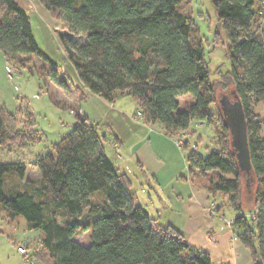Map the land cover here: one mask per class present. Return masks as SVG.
Here are the masks:
<instances>
[{"label": "trees", "instance_id": "trees-1", "mask_svg": "<svg viewBox=\"0 0 264 264\" xmlns=\"http://www.w3.org/2000/svg\"><path fill=\"white\" fill-rule=\"evenodd\" d=\"M38 1L61 22L59 42L82 88L110 104L129 97L135 119L169 137L186 133L195 120L214 129L217 149L206 157L189 151V173L206 177L211 216L235 212L228 225L253 264H264V116L257 112L264 104V0H211L230 57V69L218 68L215 80L199 29L178 10L186 0ZM0 51L19 71L30 67L31 56L50 62L29 14L13 0H0ZM44 76L57 81L59 74L53 68ZM187 95L192 102L181 108L179 98ZM227 101L243 113L250 175L232 146ZM18 115L0 102V147L40 139L33 115L31 123ZM106 143L88 117L76 115L72 131L30 164H0V212L44 234L33 257L42 264H213L136 203L132 181L111 163ZM84 233L88 245L78 241Z\"/></svg>", "mask_w": 264, "mask_h": 264}, {"label": "rangeland", "instance_id": "rangeland-1", "mask_svg": "<svg viewBox=\"0 0 264 264\" xmlns=\"http://www.w3.org/2000/svg\"><path fill=\"white\" fill-rule=\"evenodd\" d=\"M178 10L190 16L199 29L206 57L209 60L210 69L213 71L211 79L215 80L218 78L215 74L218 68L224 72L230 69V57L229 38L225 28L218 21L211 0H186ZM44 32L46 34L39 35L38 38L41 42L42 53L48 57L50 62L38 56H31L26 58L29 59L27 66L30 67L22 68L19 71L7 64L5 56L0 51V55L7 65L5 74L0 73V102L10 112L18 113L19 118L23 121L28 120L31 123L30 114H32L34 128L40 137L35 145L28 143L0 147V164L10 162L30 164L36 156L48 152L54 144L72 131L76 124V115L88 117L91 123L96 125L99 133L111 140L116 131L122 130L125 125L120 121L121 117L120 113H117V108L91 94L85 87L82 88L74 66L54 33ZM78 41L81 43L83 39L80 38ZM53 68L59 74L57 81L44 76ZM9 73H12L14 77L12 81L8 78ZM78 86H81L82 90ZM16 87L18 91L15 89ZM118 100L127 101L126 103L131 102L130 98L120 97ZM188 101V98L183 97L181 108L188 106ZM214 109V106L209 108L210 111H214ZM257 112L264 116V104L258 105ZM197 123V120L192 122L191 131L194 130ZM215 133L213 128L205 125V128L200 132L189 133L187 141L202 157H206L211 151L217 149ZM199 135H203L204 139H199ZM106 148L111 160L110 144H107ZM28 170V175L34 179L39 177L38 173L30 166ZM243 210L245 214L250 212L247 204L244 205ZM227 212L235 215L233 210L227 209ZM43 236L41 231L29 230L23 217L17 218L13 224H9L0 217V264H42L32 254L40 246ZM90 237L89 233H84L78 237V241L88 245ZM19 246L26 248L27 255L24 256L18 252Z\"/></svg>", "mask_w": 264, "mask_h": 264}, {"label": "crops", "instance_id": "crops-1", "mask_svg": "<svg viewBox=\"0 0 264 264\" xmlns=\"http://www.w3.org/2000/svg\"><path fill=\"white\" fill-rule=\"evenodd\" d=\"M13 1L29 14L41 51L38 37L46 34L44 31L47 34L53 32L59 41L61 22L55 20L38 0ZM3 59L0 55V73L5 74L7 65ZM8 78L14 79L12 73ZM15 89L18 91L17 87ZM183 97L188 98L189 104L192 102L191 96ZM183 97L179 98L180 103ZM124 102L117 99L111 104L120 113V121L125 124L123 129L116 131L112 140L104 136L106 145L110 144L112 149L109 160L132 181L136 203L162 225L171 226L183 234L191 246L208 253L213 264H253L250 251L238 242L234 230L228 225L235 215L224 211L211 216L212 199L206 177L189 173L187 153L195 148L187 141V136L200 132L205 124L198 121L194 130L189 129L179 137H169L160 126L135 119L136 105L132 100ZM203 135H199L201 140ZM0 217L9 224L17 220L10 219L5 212H0Z\"/></svg>", "mask_w": 264, "mask_h": 264}, {"label": "water", "instance_id": "water-1", "mask_svg": "<svg viewBox=\"0 0 264 264\" xmlns=\"http://www.w3.org/2000/svg\"><path fill=\"white\" fill-rule=\"evenodd\" d=\"M224 105L225 115L231 129L232 146L236 152L239 166L244 173L250 175L252 167L243 113L239 104L232 105L227 101Z\"/></svg>", "mask_w": 264, "mask_h": 264}, {"label": "built area", "instance_id": "built-area-1", "mask_svg": "<svg viewBox=\"0 0 264 264\" xmlns=\"http://www.w3.org/2000/svg\"><path fill=\"white\" fill-rule=\"evenodd\" d=\"M18 252L24 256L27 255L26 248L24 246H19Z\"/></svg>", "mask_w": 264, "mask_h": 264}]
</instances>
